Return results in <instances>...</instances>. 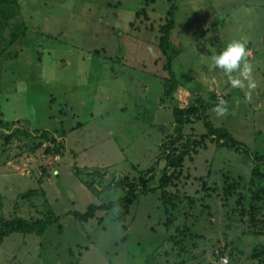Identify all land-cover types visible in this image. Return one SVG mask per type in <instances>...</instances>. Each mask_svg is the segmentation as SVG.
I'll list each match as a JSON object with an SVG mask.
<instances>
[{"label": "rangeland", "instance_id": "rangeland-1", "mask_svg": "<svg viewBox=\"0 0 264 264\" xmlns=\"http://www.w3.org/2000/svg\"><path fill=\"white\" fill-rule=\"evenodd\" d=\"M0 20V222L59 216L41 235L5 236L0 264H264L249 258L264 244V177L250 157L206 139L167 185L155 164L172 108L196 95L214 125L264 152V0H0ZM233 40L246 41L253 88L211 66ZM167 62L177 84L165 97ZM27 128L55 140L32 150L17 132ZM204 131L189 123L180 141ZM114 175L140 185L128 211L102 208L125 195ZM89 204L91 218L73 216Z\"/></svg>", "mask_w": 264, "mask_h": 264}, {"label": "trees", "instance_id": "trees-1", "mask_svg": "<svg viewBox=\"0 0 264 264\" xmlns=\"http://www.w3.org/2000/svg\"><path fill=\"white\" fill-rule=\"evenodd\" d=\"M170 13L172 14V12ZM163 39L164 40L159 44V47L166 54L167 46H169L170 44L166 41L168 39V36L165 35ZM167 63L168 64L166 68L168 70L170 77L168 79V84L167 85L164 84L163 86L164 87L163 94L165 97H168L173 93L174 88L177 84V78L174 71L171 70L170 68V62ZM162 99L163 97L160 98V100ZM211 99L212 102L214 101L216 102V98L214 94L211 95ZM208 102L209 101L203 99L200 95H196L191 100V102L188 105H186V107L175 106L172 108L174 122L172 123L171 133L163 137L160 145L158 146L160 153L157 159L155 160V164L157 165L161 161V159L164 160V166L161 168L162 175L164 176V178L162 177L159 178L161 185H167L166 182L170 181V177L172 174H175V177H178L180 175L185 156L191 153V151L196 152L195 150L196 147L200 149L206 148L207 145L206 139H209L210 141H215L218 144L226 146L230 150L243 153L247 157H250V160L253 164L252 176L256 177V175H259V177H264L262 176L263 174L260 168L258 167L260 165H262V167L264 166V152H257L252 154L251 150L249 149V146L244 142L239 141L238 138H236L228 128L222 125H214L212 123V120L209 118L207 114V107L211 106L209 105ZM198 121L202 122L205 131L197 133V138H191L192 136H189L184 141H180L181 138H183V132H182L183 128L189 123H194ZM28 131L29 128H27L25 132L24 131L19 132V129L17 132L23 140L29 139L28 148H31L32 150H34V147L38 146L40 141L42 140H52V141L55 140L54 133L56 130H50V131L33 130V133H29ZM38 134L40 138L31 139L33 137H37ZM11 135L12 134H8L7 136L10 137ZM60 146L62 149L65 148L63 144ZM168 168L172 169L171 170L172 174L166 175V170ZM154 170H156V167L150 168L149 169L150 176H147L144 179H142L143 191L146 189V186L148 187L150 180H152L151 178H152V174L154 173ZM74 174L76 176L81 175L80 171L77 169L76 166H74ZM89 174L90 175L96 174L99 175L100 177L104 176L100 172H89ZM115 178L120 179V183L118 182L119 183L118 186L123 190H125V195L123 198H119L116 201L109 202V204L102 206V208H109V207L111 208L119 204L124 209L123 211H128L129 204L137 196L136 188L140 187V185L135 183L131 184L130 182L128 183L127 177L123 175H121V177L114 175L112 177L113 181L115 180ZM92 179H94L93 176ZM83 183L87 186L86 181H84ZM94 209L95 206L89 204L87 206V210L85 213L73 212V216H75L79 221H85L93 216ZM58 218L59 216L54 214L51 211V208L49 207H46L43 216L37 218L26 219L21 216H16L9 219L2 218L0 222V243L2 242L5 236L9 235L12 232L36 233L38 235H41L45 232L47 227H49L53 223H56L58 221ZM167 240L168 242H170L169 238ZM185 242H186L185 240H179L178 243H175V246L176 247L181 246ZM170 244L173 245L174 241L173 242L171 241ZM157 252L158 254H156V256L152 254V256H154L152 258L153 260L156 259L159 260L160 257L159 252H161V250L158 249ZM260 256H264V244L255 243L249 252V258L257 259L260 258Z\"/></svg>", "mask_w": 264, "mask_h": 264}, {"label": "clouds", "instance_id": "clouds-1", "mask_svg": "<svg viewBox=\"0 0 264 264\" xmlns=\"http://www.w3.org/2000/svg\"><path fill=\"white\" fill-rule=\"evenodd\" d=\"M247 56L246 41L233 40L219 53L211 56V66L218 67L223 70L232 87H244V82L238 77H234L232 73L239 70L240 76L248 80V87H255V82L251 78L252 66L245 60ZM225 102L220 101L214 106L217 114H224L227 109Z\"/></svg>", "mask_w": 264, "mask_h": 264}]
</instances>
